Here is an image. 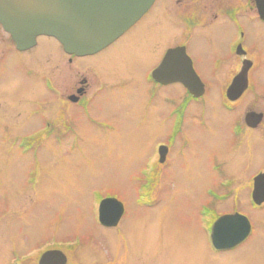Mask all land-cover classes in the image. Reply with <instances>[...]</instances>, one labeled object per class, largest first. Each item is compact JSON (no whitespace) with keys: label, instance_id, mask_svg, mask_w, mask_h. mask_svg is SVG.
Returning a JSON list of instances; mask_svg holds the SVG:
<instances>
[{"label":"rangeland","instance_id":"374dc122","mask_svg":"<svg viewBox=\"0 0 264 264\" xmlns=\"http://www.w3.org/2000/svg\"><path fill=\"white\" fill-rule=\"evenodd\" d=\"M155 21L151 30L146 23L139 27L142 34L119 38L97 61H77L60 71L59 76L70 75L74 80L88 77L92 85L101 84V78L113 84L105 85L90 109L95 121L72 108V116L84 118L87 124L83 130L69 132L68 140L60 136L61 141L50 133L35 139L32 134L43 131L38 129L46 126L42 113L50 112L52 105L42 80L45 74L59 72L52 68L57 63L52 53L56 46L45 37L38 48L24 54L12 44L3 49L0 38V56L2 50L6 53V64L0 66V264H8L13 256L10 250L25 252L47 239L91 240L86 245L96 246L102 254L109 251L152 264H264V209L255 211L246 204L252 190L247 177L264 164V144L260 142L264 124L256 134L257 143L246 153L239 146L242 141L232 133L239 115L225 108L232 75L226 45L235 34H212L211 42L206 36L190 46L196 71L205 83L212 84L211 90L204 106L188 110L189 115L197 112L196 117H190L179 135L173 136L165 164L149 180L143 175L156 161L160 142H171L168 125L162 126L160 116L172 108L165 105L162 94L153 93L150 74L163 55L166 35L175 30L170 23ZM255 26L244 46L249 54L259 53L258 94L235 106L244 111L253 104L264 113V25ZM165 95L178 103L173 88ZM7 118L21 121L19 127L9 129L4 122ZM239 174H243L241 181L224 188L229 185L228 176ZM147 183L150 189L154 185L151 195L156 198L151 207L143 205L139 192ZM208 188L217 194L232 193L218 206L219 215L238 206L253 226L245 243L216 257L210 256V236L198 213ZM106 196L116 197L126 206L114 229L104 228L98 221V201ZM88 249L77 254L88 253Z\"/></svg>","mask_w":264,"mask_h":264},{"label":"flooded vegetation","instance_id":"af4514ba","mask_svg":"<svg viewBox=\"0 0 264 264\" xmlns=\"http://www.w3.org/2000/svg\"><path fill=\"white\" fill-rule=\"evenodd\" d=\"M259 0H155L152 7L149 11L139 19L130 29L123 33L122 36L125 34H142L141 29L139 27L141 25L149 24V29L151 30L152 25L155 21L160 23H170L172 28L175 31L174 34L166 35L167 41L164 40L165 48L163 50V55L161 54L160 58L156 62L157 64L154 66L153 70L151 71L150 77L151 82L154 84V94L160 93L162 94V99L165 105H168L169 108H172V111H168L166 115H161L160 118L162 120V126L167 123L168 127L167 131L170 132V143L160 142L158 145L157 150V159L156 161L151 163L145 169L144 177L146 180H149L153 177L154 173L160 169V166L165 164L169 150L171 146L174 145L173 136L179 135L182 126L185 122L189 121L190 117L194 116L192 112L189 115V111L191 107H196L198 105L204 106L206 102H203L204 98L208 95L211 90L212 84L208 85L205 83V79L201 78L202 82L204 83V94L200 97H196L193 95L184 84L181 82H173V83H161L154 80L153 71L161 64L163 59L165 58L166 54L170 50L174 49H182L186 50V53L190 56L193 62L194 69L196 70L195 59L192 55L189 54L190 46L195 42L201 43L202 38L204 39L206 36H209V42L212 41V34H235L234 39L226 45V48L231 53L230 59L227 61V65L231 68V78H229V83L227 84L226 93L228 92L229 87L233 84L235 77L242 71L244 66L250 65L248 69V85L245 91L236 99L235 101L229 99V97L225 94L226 104L225 108L227 112L235 113L239 115L235 117L232 133L240 142L239 146L242 147L244 152L250 153L248 151V147L253 145L254 142L257 143L259 138L256 137V134L261 131L262 125L264 124V113L258 111L255 105H250L246 107V110L237 111L235 103L246 99L248 97L254 98L255 95L258 94V85L256 82L258 81V72L260 71L259 60L257 59V53L249 54L248 49L244 46L245 38L247 34H249V30H253L256 28V24L264 25V18L263 15L260 13L259 9ZM154 15V19L150 21V17ZM148 19V20H147ZM147 20V21H146ZM1 27V26H0ZM0 38L2 43L4 44L3 49L9 48L10 44L13 45V49L17 52L28 53L30 50L34 48H38L40 46L41 39L43 38H51V42L56 46V50L53 51L54 60L56 65L52 66V68L56 67L59 69L58 73H49L48 75L45 74L43 78V84L46 85L47 91H50V95L53 100L50 101L52 105L50 106V112L45 111L42 113L43 123L46 124L45 127L38 128L43 131L33 132L32 134H53L56 135L58 140H62L60 136H66V140H68V133L78 130H83L85 124H87L83 119H79L72 116V108L80 109L78 114L84 113V116L90 119V121H95L93 115H90V109L94 106V102L98 97V93L103 91L105 85H113L110 81H107L101 78V84L97 83L96 85H92L91 81L88 77L81 76L78 80H74L70 75H63L59 76V74L67 69V65L71 66L74 62H83L89 60H95L99 57H102V54L107 53L110 48L115 45V42H112L109 46L105 47L101 51L89 55V56H77L74 54H70L65 51L63 45L59 43L55 38L41 36L37 39V43L34 47H30L26 50L18 49L16 43L12 38H10V34L4 30L0 32ZM121 36V37H122ZM120 37V38H121ZM169 37V38H168ZM155 45V44H153ZM52 48V47H50ZM256 48V47H255ZM254 48V51H255ZM51 53V51L49 52ZM4 55L3 53L0 56V66H5L6 62L4 63ZM90 58V59H89ZM109 57L106 59L108 60ZM247 61V62H246ZM99 62V61H98ZM63 66V67H61ZM185 67L184 63H178V69ZM62 70V71H61ZM237 70V73L233 71ZM61 71V72H60ZM30 71V68L28 70ZM57 72V71H56ZM251 73H253V79L251 77ZM103 79V80H102ZM168 88H173L176 91L178 103L174 104L171 102L175 100L170 96H166L165 92ZM157 96V95H156ZM255 102V101H254ZM174 107V109H173ZM57 109V112H56ZM192 109V108H191ZM251 113L254 114L252 118L250 116ZM262 115L261 116H259ZM197 119V118H196ZM14 118H7L4 120L7 127L11 130L19 127L21 121L17 122L16 120L13 121ZM17 125V126H15ZM47 128V130L45 129ZM35 129L34 131L38 130ZM185 136L190 137V134L186 132L184 133ZM260 142L264 144V136L262 139L260 138ZM61 143V142H60ZM63 144V143H61ZM243 144H248L245 147ZM165 146V153L163 156H160L159 150L160 147ZM264 156V153H263ZM263 158V157H261ZM166 159V160H165ZM261 160V159H260ZM160 164V165H159ZM246 167V166H245ZM251 167V166H250ZM255 167V166H254ZM257 168V167H256ZM264 173V164L259 165L258 169L255 172L250 173L247 179L250 180L251 188H254V179L260 174ZM157 175V173H156ZM243 174L233 176H228L229 185L225 186L224 188H228V186L232 185L236 181H241L240 178ZM151 185H147L145 190H141L140 195L142 198H154L151 201L150 205L154 202L156 197H152L154 194V188H151ZM252 191H249L250 197L246 200V204L251 205L253 210L259 211L264 209V203L261 205H256L252 200ZM217 194L212 190V188H208L206 192V201L203 203V206L199 208V217L202 221V225L207 229L209 233V241L211 243V251L213 255L212 257H216L222 255L223 253L230 252L237 248V246L231 249L219 250L216 249L212 244L211 233H212V225L215 220L223 215L226 214H233V213H241L239 208L236 206V210L223 212L220 215L218 214V206L223 202H226V199L231 198L232 193L230 190H225V192H220ZM246 199V198H245ZM151 200V199H150ZM239 202L238 200H235ZM114 229V228H113ZM248 239V238H247ZM247 239L240 243L243 244L247 241ZM91 240H80V239H65V240H54V239H47L41 243L36 244L30 250L18 252L17 249L10 250L13 253V257L16 256L15 264H152L150 260H144L141 258H131L129 256H121L117 254H102L100 249H96L94 245H86L87 242ZM95 241V240H94ZM93 241V242H94ZM92 242V241H91ZM239 244V245H240ZM86 247L88 249V253L85 254H77L78 250L83 249ZM215 255V256H214ZM14 260V259H13ZM10 264V260L8 261ZM218 264H226V263H218Z\"/></svg>","mask_w":264,"mask_h":264},{"label":"water","instance_id":"95a60500","mask_svg":"<svg viewBox=\"0 0 264 264\" xmlns=\"http://www.w3.org/2000/svg\"><path fill=\"white\" fill-rule=\"evenodd\" d=\"M155 0H0V23L10 32L21 50L36 44L37 37L57 38L69 53L80 56L94 54L111 44L136 23ZM264 18V0H259ZM185 67L178 69V63ZM247 62V61H246ZM244 66L228 89L235 100L248 85V69ZM160 81H181L192 93H204V84L193 68L186 50L172 49L154 71ZM254 114L250 116L253 118ZM262 117V115L259 114ZM254 200L264 202V173L255 179ZM125 211L124 204L109 197L101 202L100 220L106 226H117ZM249 219L239 213L220 217L213 227V239L220 249L232 248L250 234Z\"/></svg>","mask_w":264,"mask_h":264}]
</instances>
